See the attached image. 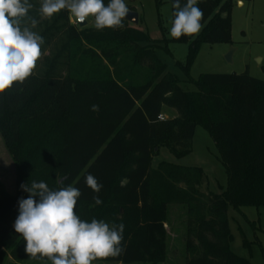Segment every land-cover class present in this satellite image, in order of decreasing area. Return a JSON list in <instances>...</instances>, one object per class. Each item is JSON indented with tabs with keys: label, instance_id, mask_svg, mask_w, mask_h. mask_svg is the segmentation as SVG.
<instances>
[{
	"label": "trees",
	"instance_id": "16d2710c",
	"mask_svg": "<svg viewBox=\"0 0 264 264\" xmlns=\"http://www.w3.org/2000/svg\"><path fill=\"white\" fill-rule=\"evenodd\" d=\"M168 2L173 21L174 0ZM30 3L29 15L39 20L34 30L45 43L33 74L0 93V135L15 166V194L0 192V261H48L28 256L13 227L18 201L29 195L20 186L35 180L52 190L61 184L80 189L75 212L82 220L124 224L123 253L92 262L163 263L166 208L184 205L185 264H251L230 249L226 211L228 206L264 208V81L247 72L202 74L196 80L189 75L201 44L231 43V0H197L204 13L200 31L171 39L188 43L186 63L176 66L196 88L193 93L166 72L154 53L161 47H141L144 34L126 21L123 28L77 32L69 25L68 10L48 19L39 14L41 0ZM76 41L102 46L111 64L117 51L130 52L150 76L141 85L111 77L76 78L70 74ZM164 109L177 116L160 120ZM197 125L212 139L224 168L221 194L200 190L206 183L200 168L151 166L162 147L177 159L187 156ZM88 174L103 185L98 194L86 185ZM96 195L102 204H95Z\"/></svg>",
	"mask_w": 264,
	"mask_h": 264
},
{
	"label": "rangeland",
	"instance_id": "374dc122",
	"mask_svg": "<svg viewBox=\"0 0 264 264\" xmlns=\"http://www.w3.org/2000/svg\"><path fill=\"white\" fill-rule=\"evenodd\" d=\"M129 11L138 15V24L132 25L141 31L145 39L139 45L146 49L155 48L156 57L166 66V72L175 76L182 90L193 93L194 85L188 82L183 71L176 63L184 65L187 61L188 43L171 42L172 27L171 4L168 0H136L127 2ZM231 43L201 44L193 61L189 75L196 80L202 74H242L264 81V0H231ZM84 28H79L76 19L69 14V25L77 32L95 27V19L89 16ZM191 36V35H190ZM105 48L107 46H104ZM103 47L87 41H76L72 45L70 74L76 78H114L121 84L141 85L150 76L148 68L136 65L133 55L122 50L117 51L114 64L102 53ZM232 51L231 63L225 56ZM164 119L176 117L173 110L164 109ZM164 162L181 167L200 168L206 183L202 192L221 194L226 188V174L219 160L217 149L208 133L201 125L195 127L191 152L180 159L175 158L166 148L158 150L152 158L151 166L155 169ZM0 192L15 194V166L7 153L0 135ZM187 207L169 205L166 208L165 230L166 259L160 264H185ZM226 217L232 236L231 251L251 264H264V208L227 207ZM0 264H51L50 261L15 262L6 257ZM92 264H120L92 262ZM147 264V263H133Z\"/></svg>",
	"mask_w": 264,
	"mask_h": 264
},
{
	"label": "clouds",
	"instance_id": "9594fccd",
	"mask_svg": "<svg viewBox=\"0 0 264 264\" xmlns=\"http://www.w3.org/2000/svg\"><path fill=\"white\" fill-rule=\"evenodd\" d=\"M33 7L30 0H0V93L31 76L41 57L45 40L34 30L39 20L29 15ZM173 8L171 37L179 39L200 31L204 13L197 0L183 5L174 0ZM65 9L81 24L94 17L97 30L123 28L129 13L125 0H108L107 4L104 0H41L39 14L51 19ZM92 110L99 111L98 105ZM85 183L97 194L103 187L92 174ZM20 187L29 195L19 199L13 227L23 237L24 250L31 258H47L51 264H92L123 253V223L109 225L95 218L88 222L76 214L80 189L61 184L52 190L46 182L35 180ZM93 200L96 205L103 203L99 195Z\"/></svg>",
	"mask_w": 264,
	"mask_h": 264
},
{
	"label": "water",
	"instance_id": "95a60500",
	"mask_svg": "<svg viewBox=\"0 0 264 264\" xmlns=\"http://www.w3.org/2000/svg\"><path fill=\"white\" fill-rule=\"evenodd\" d=\"M124 21H126L127 23L131 24V25H137L138 24V15L135 12L129 11L127 17L124 19ZM78 23L79 28H84L86 27L87 23ZM231 56H232V51L229 52L226 56H225V60L229 63H231Z\"/></svg>",
	"mask_w": 264,
	"mask_h": 264
},
{
	"label": "built area",
	"instance_id": "2783aa9c",
	"mask_svg": "<svg viewBox=\"0 0 264 264\" xmlns=\"http://www.w3.org/2000/svg\"><path fill=\"white\" fill-rule=\"evenodd\" d=\"M158 118H159L160 120H163V119H164L162 115H160Z\"/></svg>",
	"mask_w": 264,
	"mask_h": 264
}]
</instances>
